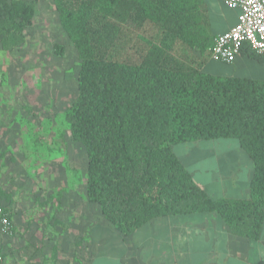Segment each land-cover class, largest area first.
<instances>
[{
	"label": "trees",
	"instance_id": "1",
	"mask_svg": "<svg viewBox=\"0 0 264 264\" xmlns=\"http://www.w3.org/2000/svg\"><path fill=\"white\" fill-rule=\"evenodd\" d=\"M79 58L65 110L86 154L85 194L123 236L152 219L215 213L257 239L264 217V81L202 71L215 37L203 0H52ZM33 7L0 0V31ZM264 64L247 46L240 52ZM233 140L253 164L249 196L212 199L174 148ZM11 218V217H10Z\"/></svg>",
	"mask_w": 264,
	"mask_h": 264
},
{
	"label": "rangeland",
	"instance_id": "2",
	"mask_svg": "<svg viewBox=\"0 0 264 264\" xmlns=\"http://www.w3.org/2000/svg\"><path fill=\"white\" fill-rule=\"evenodd\" d=\"M20 1L32 5L31 18L18 20L13 33L0 31V206L13 223L9 240L29 244L28 236L43 237L47 247L36 250L37 263L80 264L85 225L104 219L87 200L86 154L65 121L77 93L79 58L52 0ZM178 149L175 155L196 170L195 178L209 177L204 170L216 152L203 160L197 154L187 167ZM13 247L7 244L6 257L17 252Z\"/></svg>",
	"mask_w": 264,
	"mask_h": 264
},
{
	"label": "crops",
	"instance_id": "3",
	"mask_svg": "<svg viewBox=\"0 0 264 264\" xmlns=\"http://www.w3.org/2000/svg\"><path fill=\"white\" fill-rule=\"evenodd\" d=\"M203 1L214 37L235 25L238 9L226 6L221 0ZM202 71L221 77L264 81V64L241 54L230 64L210 60ZM221 142L230 143L220 150L218 146ZM231 145L234 148L230 149ZM177 148H180L179 155L186 161L184 165L187 167L196 163L197 154L203 160L208 153L214 155L216 152L213 165L209 164V169L204 170L209 177L197 179L196 170L189 171L196 184L210 198H248L253 164L235 141H198ZM103 221L91 220L85 225L87 233L82 239L80 264H264V217L260 235L254 240L230 233L215 213L152 219L128 236H123ZM8 236L0 237L4 264L43 263H37L40 256L36 251L47 247L42 245V236H28L26 241L29 244H18V239L9 240ZM8 243L14 245L12 249L17 248V252L9 258L5 255ZM26 246L28 252L17 254Z\"/></svg>",
	"mask_w": 264,
	"mask_h": 264
},
{
	"label": "built area",
	"instance_id": "4",
	"mask_svg": "<svg viewBox=\"0 0 264 264\" xmlns=\"http://www.w3.org/2000/svg\"><path fill=\"white\" fill-rule=\"evenodd\" d=\"M226 6L238 9L236 23L228 31L215 37L211 60L230 64L247 46L255 54L264 56V0H221ZM9 211L0 206V237L12 232ZM0 264H4L0 252Z\"/></svg>",
	"mask_w": 264,
	"mask_h": 264
}]
</instances>
